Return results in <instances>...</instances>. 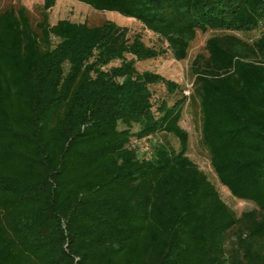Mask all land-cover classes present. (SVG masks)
Masks as SVG:
<instances>
[{
  "label": "trees",
  "instance_id": "16d2710c",
  "mask_svg": "<svg viewBox=\"0 0 264 264\" xmlns=\"http://www.w3.org/2000/svg\"><path fill=\"white\" fill-rule=\"evenodd\" d=\"M79 1L161 45L112 20L51 24L54 0L37 19L0 0V264H264V0ZM209 31L191 91L137 68L187 59ZM189 104L217 178L252 209L190 157Z\"/></svg>",
  "mask_w": 264,
  "mask_h": 264
},
{
  "label": "rangeland",
  "instance_id": "374dc122",
  "mask_svg": "<svg viewBox=\"0 0 264 264\" xmlns=\"http://www.w3.org/2000/svg\"><path fill=\"white\" fill-rule=\"evenodd\" d=\"M26 7L28 13L33 19L39 17V7L44 3V0H20ZM2 6L8 4H16L17 0H2ZM48 18L51 24H54L59 19H68L74 22H85L89 25L99 24L104 20H112L120 26L127 27L131 34H142L145 42L151 46H160L161 41L159 37L152 31L143 26L141 22L132 17H126L114 11H99L88 4L79 0H54L53 6L48 11ZM217 33L216 31H209L207 33L199 32L196 39L192 42L189 56L185 60L175 59L171 53L159 56L154 59H147L137 61L136 65L140 71L150 70L162 74L163 76L175 80L184 85L188 92L192 89L193 74L191 70L193 60L199 56H208L206 48L207 40L210 36ZM243 38L251 40L254 34H240ZM129 58L133 56L128 55ZM119 64V62H115ZM154 93V102L158 105L164 98L168 97L167 88L163 84L152 86ZM181 125L190 134V157L208 174L210 179L215 183L223 199L234 208L238 214L243 211L252 209L255 205L252 202L238 199L232 195L230 190L222 185L215 174L208 154L199 145L200 139V116L193 106L190 104L186 106L184 115L181 120ZM163 136L153 138L151 141L142 143L143 151L151 148V144L157 140H162ZM168 139L176 147L179 146V141L176 137L170 135Z\"/></svg>",
  "mask_w": 264,
  "mask_h": 264
}]
</instances>
